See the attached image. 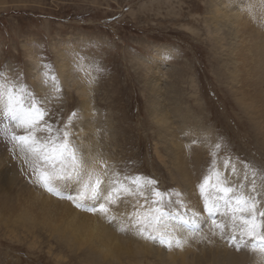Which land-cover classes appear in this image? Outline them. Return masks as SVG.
<instances>
[{
	"label": "rangeland",
	"instance_id": "1",
	"mask_svg": "<svg viewBox=\"0 0 264 264\" xmlns=\"http://www.w3.org/2000/svg\"><path fill=\"white\" fill-rule=\"evenodd\" d=\"M212 1L0 0V73L38 100H48L44 106L57 122L75 112L74 143L81 152L107 160L122 179H155L165 200L176 201L165 204L173 213L169 224L189 243L168 250L144 240L150 247L139 254L125 247L121 254L130 253L131 262L120 264H170L171 257L176 264H223V258L231 264H264L260 253L243 246L237 251L227 239L231 255L228 249L214 251L216 237L208 232L207 205L198 192L203 177L222 168L229 183L255 199L262 211L264 82L258 78L264 75L243 65L238 84L230 34L215 25L212 3L222 9L221 22L234 24L232 17L241 14L253 25L254 34L242 30V62L251 45L264 73V41L257 36L264 21L256 11H264V0ZM0 112V129L19 132ZM24 160L20 146L0 133V174L9 175L0 178V264H105L94 259L104 252L99 241L82 246L68 234L78 235L75 230L82 233L94 223L122 234L117 225L49 194L34 183ZM258 190L263 200L249 194ZM60 191L75 195L74 186ZM34 199L59 207L52 218L56 224L42 222L44 213ZM131 210V203L113 206L117 221L125 224ZM183 219L193 229H186ZM198 232L209 235L211 243ZM92 246L100 250L93 257ZM203 251H211L213 258L202 259Z\"/></svg>",
	"mask_w": 264,
	"mask_h": 264
},
{
	"label": "snow or ice",
	"instance_id": "2",
	"mask_svg": "<svg viewBox=\"0 0 264 264\" xmlns=\"http://www.w3.org/2000/svg\"><path fill=\"white\" fill-rule=\"evenodd\" d=\"M44 75L54 82L55 77ZM47 102L38 100L29 89L18 82H9L6 74L0 73V110L12 122V127L19 130L9 132L5 128L0 129V133L6 142L20 146L25 154L24 163L35 177L34 183L49 194L70 200L82 211L99 213L109 224L117 225L118 231L159 243L168 250L181 249V239L169 224L173 213L165 208L166 203L176 201L171 196L165 200L155 179L127 176L122 179L107 160L81 152L74 143L73 122L77 114L73 112L67 120L57 122L52 119L54 114L44 106ZM200 142L193 140V143ZM61 186H74L75 195L64 196ZM198 192L207 205L210 235L227 239L237 251L243 246L258 252L264 260V211H258L256 200L232 186L228 177L222 175V168H213L203 177ZM121 202L131 203L126 224L118 223L117 216L112 214L113 206ZM179 204L183 206V201ZM217 215L225 219L217 220ZM197 235L211 243L209 235L203 232Z\"/></svg>",
	"mask_w": 264,
	"mask_h": 264
},
{
	"label": "bare ground",
	"instance_id": "3",
	"mask_svg": "<svg viewBox=\"0 0 264 264\" xmlns=\"http://www.w3.org/2000/svg\"><path fill=\"white\" fill-rule=\"evenodd\" d=\"M214 1H212V2H214ZM223 1H225V0H223ZM227 2H229V1H227ZM212 5L214 6V8L216 7V9L214 11L215 15L213 18L215 25H217L218 27L227 28L229 31V34H230L228 39L230 40V43L232 46V55L234 57L233 62H234L235 67H236V77L238 79V84L242 83L241 73H242L243 65H246V66L252 65L258 70V72L261 75L262 74L264 75L263 71L261 70L262 66L257 64L255 52H254V47H252L251 45H249L248 49H247L249 52L248 57L246 58V60H244V62H242L244 49H245L243 41L245 40V37H246V35L242 32V30H244L248 33L254 34L255 29L253 28V25L250 24L249 22H247L246 20H242L241 14H239V16L234 15V17H232L233 19H236L233 22L234 24L223 23V22H221L220 15L218 14V12L222 11V9H219L218 6L215 5V3H212ZM223 5L225 6L226 4L223 3ZM256 11L258 12L261 19L264 21V11H262V10H256ZM246 13H248V12H246ZM217 34L219 35V33H217ZM257 36H258L259 42L264 41V30L262 28H259L257 30ZM261 49L263 50L262 55L264 57V46L261 45ZM258 80H259V82H262V80L264 82V77H259ZM163 124H165V123H163ZM3 166H5V165H3ZM185 168H184V166H182V169L184 170V172L188 176L189 172H187V170ZM240 170H241L240 166L235 165L234 171L236 173H240ZM8 177H9V175L5 174L4 172L2 174H0V178H2V179H6ZM68 187H70V186H68ZM249 194H253L254 197H258V198H260V200H263V198L261 196V194H262L261 190H258L256 192H249ZM9 195L11 196L12 193H9ZM34 201L39 203V206H40L39 208L44 213V217H43L42 222L43 223L56 224L55 221H52V218H53V215L56 214V212L58 211L59 207L56 206V204H53L51 202H47V201L42 200V199L41 200L34 199ZM262 205H264V203H262ZM120 208H122V207H120ZM262 211H264V207H262ZM114 213H116V212L113 211V214ZM74 216L71 218L70 221H68V220L65 221V223L62 225V229H64V230L67 229L69 224H66V223H70V222L74 221ZM48 219H49V222L47 221ZM105 227L108 229H106ZM112 229L113 228L108 227L106 223H94V225L92 227H89L87 230H84L82 233H80L79 230H75V233L78 235H75L72 233H69L68 235L71 238H73L74 240H80L82 246H83V244H88V242L90 240L99 241L101 243V246L104 249V252L100 257H94V259H96L97 262L103 261L105 264H120V263L127 262V261L131 262V260H130L131 254L130 253H128L127 255L121 254V252L125 249V247H127V249H128V247L134 248V250L138 254L145 252L146 249L148 247H150V244H148V243L143 245L144 240L135 237L130 232H121L123 234L122 235V234H119L117 232H113ZM108 241H109V246L107 245ZM181 242H182V244L185 245V244L189 243V240L188 239H182ZM213 245H214V251L215 252L219 251L221 253H224L228 249V250H230V255L232 253L233 249L228 248L227 245H225L224 241L222 239H220L219 237H216L214 239ZM88 252L93 257L96 254H98L100 252V250H99V247L92 246L88 249ZM217 255H218V257H221V254H219V253H217ZM108 256H109V261H107ZM209 257L213 258L211 251H208V252L203 251V258L202 259L208 260ZM231 258H232V256H231ZM222 263L223 264H231V262H229V260L226 258L222 259ZM170 264H176V262L172 259V257L170 260Z\"/></svg>",
	"mask_w": 264,
	"mask_h": 264
}]
</instances>
